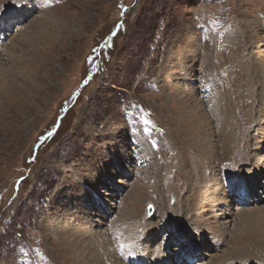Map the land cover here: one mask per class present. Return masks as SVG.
Segmentation results:
<instances>
[{
  "label": "rangeland",
  "instance_id": "1",
  "mask_svg": "<svg viewBox=\"0 0 264 264\" xmlns=\"http://www.w3.org/2000/svg\"><path fill=\"white\" fill-rule=\"evenodd\" d=\"M38 4L43 6L41 10ZM17 12L22 22L14 18ZM226 12L228 19L222 22ZM46 14L65 20V31L57 23L54 28L49 26L44 39L33 36L28 47H21L18 41ZM115 27L117 33L105 42ZM220 32L228 34L218 44ZM247 41L253 46L248 47ZM43 44L52 45L44 49ZM255 53L264 55V0H0V264H86L78 248L80 231L84 236H97V242L84 244L96 259L94 264H115L113 251L124 264H137L125 252L126 247L134 250L142 245L143 237L135 238L139 232L149 231L142 230L143 223L137 221L139 229L134 232L137 227L130 223L137 219L127 220V212L142 220L150 217L148 205L153 207L152 214L160 213L153 215L154 221L167 216L176 229L170 234L158 233L161 247L154 251H165L170 257L165 255V260L172 258L177 264H221L227 260L228 264H264V193L260 189L264 158L258 164L262 173L257 179L248 177L247 184L240 180V187L256 181L253 200L248 201L246 188L245 193L237 189L223 192L228 198L233 193L229 199L233 205L246 198L243 208L251 210L249 215L239 216L244 222L238 236L203 229L199 237L193 234L197 227L186 224L182 208V197L189 188L193 196L196 188L204 187V183L199 186V174L207 178L209 171L214 172L218 190L219 185L235 181L234 168L245 167L252 159V136L259 132L254 121L243 128L247 132L242 133L240 145L239 138L235 144L225 134L230 148L214 152L209 160L212 167L198 157L204 150L198 149L196 142L216 150L219 145H213L211 139L223 132L215 134L211 125H220L222 111L234 116L237 102L251 103L242 95L255 90L253 79L250 74L240 76V70L249 72V62L258 60ZM192 62L199 65L195 71L190 68ZM223 73L229 79H220ZM26 74L32 84L23 78ZM213 74L219 76L218 83ZM260 83L263 87L264 79ZM216 86L231 99L229 108H223ZM241 109V116L250 119L247 109ZM251 111L249 106L248 115ZM145 118L151 124H145ZM234 121L233 127L240 126ZM261 152L264 156V148ZM120 153L129 156L128 164L118 159ZM116 165L125 166L129 176L121 178ZM95 187L100 199L95 195L89 200ZM108 190L119 195L112 201L106 196ZM201 193L205 191L198 195ZM129 197L133 200L127 201ZM94 199L104 201L105 206L92 203ZM168 199L171 210L166 213L163 207ZM104 207L111 212L107 224L102 227L94 217L88 224V214ZM213 209L220 212L222 206L217 203L212 207L205 201L197 216L204 218ZM221 216L223 222L231 218ZM186 230L192 231L191 241L178 246L174 239ZM110 234L115 241L113 251L103 242ZM211 234L220 238L216 249L207 254L196 244L200 239L211 248ZM128 236L132 238L129 243L124 241ZM239 248L252 258L231 259V253ZM195 251L198 257L192 258Z\"/></svg>",
  "mask_w": 264,
  "mask_h": 264
},
{
  "label": "bare ground",
  "instance_id": "2",
  "mask_svg": "<svg viewBox=\"0 0 264 264\" xmlns=\"http://www.w3.org/2000/svg\"><path fill=\"white\" fill-rule=\"evenodd\" d=\"M23 1H20V3H22ZM16 3V2H15ZM27 3V2H26ZM25 3V4H26ZM34 4V3H33ZM32 4V5H33ZM37 4V3H36ZM23 4H20L19 5V7H20V9L23 7L22 6ZM15 6H16V4H15ZM34 6V5H33ZM27 8V7H26ZM41 8H43V6H41L40 4H38V8L37 9H40L41 10ZM24 10V9H23ZM30 10V9H29ZM37 11V10H36ZM19 12H21V11H19ZM19 12H17L16 13V15L14 16V18H16V17H19L18 19H17V21H19V22H22L23 21V17H22V15H20L21 13H19ZM26 12V11H25ZM24 12V13H25ZM29 14V13H28ZM30 14H31V11H30ZM22 17V19H20ZM25 19V18H24ZM56 19H58L59 20V18H56V16L55 15H47L46 14V16L45 17H43L42 19H37L36 21H35V23L34 24H37L35 27H30L29 28V31H28V33H27V35L23 38V39H21V40H19L18 41V44L21 46V47H28V43L29 42H32L33 41V39H32V37L33 36H35V38H37V37H39V40H42V39H44V37H45V35L47 36V35H49L48 34V30H49V26H52V28H54V27H56V25H57V23H59V25H57V27L58 28H61L62 29V31H65V29L67 28V22L64 20H59L58 22H57V20ZM228 19V17H227V12L222 16V18L220 19L222 22L223 21H225V20H227ZM5 24H8V23H5ZM51 28V27H50ZM57 28V29H58ZM250 28V27H249ZM256 31V30H255ZM56 33V32H55ZM221 34H222V38H221V40L219 41L218 39H217V43L219 44V42H221L223 39H224V37H225V35L226 34H228V33H225V32H220ZM209 35V34H208ZM211 36V35H210ZM248 36H250V34L248 35ZM255 36H256V34H253V40L254 39H256L255 38ZM50 38V37H49ZM206 38V37H205ZM205 38L202 40V43H200L201 44V47L203 46V43L205 42ZM249 39V38H248ZM247 39V40H248ZM237 40V39H236ZM251 42L252 41H247L246 42V44L248 45V47L250 46V47H252L253 45L251 44ZM47 43H50V42H47ZM53 43V42H52ZM256 42H254L253 44L254 45H256L255 44ZM30 44V43H29ZM218 44H217V47H218ZM50 45H52V44H43V46L44 47H42V48H44V49H46V47L47 46H49L50 47ZM210 45H212V44H210ZM209 45V46H210ZM60 49V48H59ZM35 51V50H34ZM217 51H218V48H217ZM11 52V51H10ZM258 52V51H257ZM261 52V51H260ZM219 53V52H218ZM27 53H25V55H26ZM255 55H257L256 56V58L258 59V60H255L253 63H250L249 62V67L250 68H248V70H249V72L247 73L246 71H243L242 69L240 70V71H242L240 74V76H243V77H245L246 75H251V77H252V79H253V87H254V91L252 92V93H250V94H246L245 96L244 95H242V97H243V99L244 98H246L247 97V99H249V100H251V103L250 102H248V101H243V102H237V104H234V111H233V114H234V116H227L226 114H223V111L221 112L222 114V116H220V119H221V121H220V125H217V126H215V125H213L212 123V125H211V127L213 128V132H215V134L219 131V132H223L218 138H213V139H211V141H212V143H213V145H219L218 146V148L216 149V150H214V151H212L211 149H209L206 145H205V143H202V142H200L199 140H197V142H196V144H197V147H198V149H202V150H204V153H202V152H200L201 154L200 155H198V157H203V159H206V162L208 163V166L209 167H212L211 166V162L209 161L210 160V157L212 156V155H214V152H216V153H218V151H224V150H227V148H230V147H228V142H227V139H226V137L228 138V136H229V138H230V142H234L235 143V141L238 139V145H240L241 144V142L243 141V139H244V137H243V134L242 133H245V132H247V131H244L243 130V128H246L247 126H249V125H252L251 123L254 121V122H256L257 123V127L255 128V130L256 131H259L258 132V136H255V137H253L252 136V138H253V143H252V147H250L251 149H250V151H251V155H252V159L250 160V162L248 163H245V164H247V165H245V167H240V168H234V174H233V179L235 180L234 182H231V180L229 181V182H227V185L226 186H222V185H219V187H218V190H217V187H216V184H217V181H216V175H215V173L214 172H212V171H209V170H207V167L208 166H204L205 167V171H209V174H208V177L207 178H205L204 176H203V173H202V177H201V174H199L198 175V177L200 178L199 179V186L200 185H202L203 186V183L205 184L204 185V187H201V189H198V188H196L195 189V191H194V195L192 196L191 195V191H190V188L187 190V192H186V194H185V196H183L182 198H183V206H182V208H183V214H185V218H187V221H186V224L187 225H194L195 227H197V231H194L193 232V234H195V235H197L198 236V234H199V237H200V235L202 234V231H203V229H205V231L206 230H208L209 232L211 231V230H213V229H215L216 230V232L217 233H219V231H220V233L219 234H221V235H223V236H225V235H228V233H229V231L231 232V235H234V236H238L239 235V233L241 234V227L243 226L242 225V223L244 222H242V219L239 217V216H242V215H249V213H248V211L251 213V210L250 209H247V208H243L244 207V204H243V202H245V201H247V199L246 198H244L241 202V204L239 205V204H231L232 203V201L230 202V198H233V193L232 194H230L229 196H230V198H228V197H224L223 196V192L224 191H226V192H228V190L229 191H233V189H237V191H242V192H244L245 193V188H246V192H247V198H248V201H250L251 199L253 200V196H254V193L256 192V190H255V187H256V184H255V182H253V183H251L250 185H247L246 187L245 186H242V187H240V185H241V182H240V180L244 183V184H247V183H249V180H248V177H252V176H254V177H256V179H257V177L262 173L261 171V169H260V165H258L259 164V162H261L262 161V159L264 158V156L261 154L262 152H261V150L264 148V100H263V98H262V96L264 95V86L262 87L261 86V83H260V81L262 80V79H264V55H262V54H260V53H255ZM30 56V55H29ZM203 58V57H202ZM211 58H212V56H211ZM201 59V58H200ZM196 60V59H195ZM213 60V59H212ZM238 60H240L239 58H238ZM43 61H45V60H43ZM48 62H50V61H48ZM196 62V61H195ZM202 62V61H201ZM216 63V62H215ZM50 64V63H49ZM189 64V63H188ZM190 64H192L191 65V69L192 70H197V68H198V66L197 65H195V63L194 62H192V63H190ZM202 64H204V62H202ZM202 64H200V67L201 68H203L202 67ZM217 65V64H216ZM247 65V64H246ZM229 70H230V66L227 64V65H225ZM234 68V67H233ZM204 69V68H203ZM251 69H252V71H251ZM24 73H26V71L24 72ZM225 76V78H227V79H229V76L227 75V74H225V73H223V75L221 74V76H220V79H222L223 77ZM22 77V76H21ZM217 77H219V76H217V74H213V79H215L216 80V82L218 83V81L220 80V79H218ZM23 78H26L27 79V82L28 83H30V84H32L33 83V79L32 80H29V76H28V74H26V75H24L23 76ZM14 80V79H13ZM231 81L233 82V80L231 79L230 81H229V83H228V90H229V85H231ZM175 83V82H174ZM179 83V82H178ZM240 84V83H239ZM176 87V86H175ZM214 89H216V93H217V97L221 100V102H222V99H223V102H225L226 100H228V102L227 103H223L222 102V105H223V108L224 107H226V108H229V101L231 100H229V99H227L226 97H227V95L226 96H224V91H219V88H217V86L216 87H213ZM231 88H232V86H231ZM180 89V88H179ZM209 91V90H208ZM230 93H231V91H230ZM232 93H235V92H232ZM236 94V93H235ZM262 95V96H261ZM230 96V95H229ZM241 99V98H240ZM219 103V102H218ZM251 107L252 108V114H250V115H248V107ZM240 108H245V109H247V112H246V116H251L252 117V119H251V117H250V119H247V120H245L244 118H243V116H241V114H242V112L244 111V110H240ZM207 110V109H206ZM223 110V109H222ZM228 110V109H227ZM230 112V111H229ZM232 114V113H231ZM235 116H238L237 117V119H233ZM211 117V116H210ZM207 119V118H206ZM210 119V122H212V120H211V118H209ZM232 120H235L234 121V124H235V126H238V125H240V126H238V127H233V122H232ZM189 121V120H188ZM209 121V120H208ZM219 121V119H217V121L216 122H218ZM205 124V123H204ZM208 124H209V122H208ZM207 125V124H206ZM188 126V125H187ZM215 127H216V129H215ZM218 127V128H217ZM184 132V131H183ZM225 134H227L228 136H226ZM219 135V134H218ZM207 136V135H206ZM216 136V135H215ZM226 136V137H225ZM248 139V138H247ZM140 141V140H139ZM229 141V140H228ZM140 142H142V141H140ZM215 142V143H214ZM229 142V143H230ZM209 143V142H208ZM208 143H206V144H208ZM135 144H137V143H135ZM140 144V143H139ZM236 144V143H235ZM248 144V143H247ZM141 145V144H140ZM255 145V146H254ZM254 146V147H253ZM233 147H235V146H233ZM239 147V146H238ZM145 150H146V148H143V152H145ZM130 152V151H129ZM245 152V151H244ZM261 152V153H260ZM111 155V154H110ZM109 155V156H110ZM197 155V154H196ZM221 158H223V157H221ZM112 159V158H111ZM118 159H121V160H123L124 159V161H126V163L128 164L130 161H129V156L128 155H124V154H119V157H118ZM211 159H213V157L211 158ZM224 159V158H223ZM222 159V160H223ZM106 161L107 160H109L108 158L107 159H105ZM221 160V161H222ZM215 161V160H214ZM209 162H210V165H209ZM214 163H216V162H214ZM213 163V164H214ZM61 166V165H60ZM104 166V165H103ZM109 166V165H108ZM117 166V165H116ZM227 166H228V164H227ZM107 167V166H106ZM118 167V169H117V171H119V173H120V177L122 178V177H124V178H126V176H129V174H130V172H127V170L125 169V166L124 167H119V166H117ZM129 168V167H128ZM157 168H158V166H157ZM233 169V168H232ZM211 170H212V168H211ZM255 172L256 173H258L257 175H251V173L252 174H255ZM218 175L219 176H221V174L218 172ZM225 175V168L223 167V176ZM240 177V179H238ZM202 179V180H201ZM194 180V179H193ZM233 181V180H232ZM222 182V178H221V180H220V183ZM238 184V185H237ZM196 185V184H195ZM194 185V186H195ZM234 185H236L235 187H234ZM251 186H253V187H251ZM196 187V186H195ZM197 187H198V185H197ZM198 189V190H197ZM260 189H263V193H264V185L262 186V188H260ZM198 191H205V194L204 193H201L200 195H198L199 193H197ZM236 191V190H235ZM93 192V193H92ZM179 192V191H178ZM225 192V193H226ZM220 193V194H219ZM224 193V194H225ZM160 194V193H159ZM158 194V195H159ZM96 195V197L98 196V198H99V193H98V189H97V187H95V188H93L92 189V191L90 192V194H89V200H92L93 198H94V196ZM119 194L118 193H116V194H114L113 192H111V191H109L108 190V192H106V196L108 197V198H111V200L113 201V199L115 198V197H117ZM162 195V194H161ZM161 195H160V197H161ZM226 195V194H225ZM129 196V195H128ZM131 196H132V194H131ZM191 196V197H190ZM162 198V197H161ZM196 198H199V201L198 200H196ZM100 199V198H99ZM195 199V200H194ZM130 200H133L132 198H127V201H130ZM126 201V202H127ZM146 201L147 200H143V202H145L146 203ZM159 201V200H158ZM205 201H206V204H208L209 206H215L217 203L218 204H220L221 206H222V210L220 211V212H215V210H214V212L215 213H213V214H211L210 212L211 211H213V210H211L210 212L208 211V212H206V214L208 213V216L207 215H205V214H203V215H205V217L203 218V216L202 217H198L197 216V214L198 213H200L201 214V211L199 210V206L200 205H202L203 203H205ZM96 202H100V204L102 203L104 206H105V202L104 201H101V200H95L94 199V201H92V203H96ZM144 203V204H145ZM161 203H164V201L163 200H161ZM249 203V202H248ZM159 204H160V202H159ZM169 204H170V201H169V199L168 200H166L165 201V203H164V207H163V212H166V213H169V211L171 210L168 206H169ZM126 205V204H125ZM129 205V204H128ZM229 205V208L228 207H226V206H228ZM160 206V205H159ZM217 207H218V205H217ZM84 210L86 209V207H85V205L82 207ZM174 208V207H173ZM208 209H209V207H207ZM126 209H128L127 207H126ZM207 209V210H208ZM81 210V209H80ZM233 210H234V212H233ZM97 212H96V214H93V213H91V214H88L89 215V217L87 216L86 218H87V220L89 221V223L88 222H86L87 220H85V224L86 223H88V224H91L92 223V221H93V217L95 218V219H99L100 221V225L103 227V226H105L106 224H107V222L109 221L108 219H107V217H109L110 216V213L111 212H109L110 211V209H107L106 207H104V208H102V210H101V208H98L97 210H96ZM128 211H129V209H128ZM132 211V210H131ZM246 211V213H243V212H245ZM75 212V211H74ZM81 212H86V211H81ZM136 213V212H135ZM153 213V210H152V212H151V215L149 214L148 216H150V217H147V216H144L143 218H142V220H140L139 218H138V216H133L132 215V213L131 212H127V220H134V219H137V220H135L134 222H133V224H131L130 223V225H132L133 226V228H135V227H137V229H135L134 230V232H137L138 231V229H139V224H136V222L138 221V223H143V226H142V230H148L149 231V233H147V234H143L142 232H139L138 233V237L137 238H135V239H139V238H141V237H143V240H142V245H138V247H135L134 248V250H132V248H130L129 246H127L126 247V250H125V252L128 254V255H130L131 256V258H134V260L137 262V264H177L176 262H173V259L171 258V260H165L164 259V256L165 255H167L168 256V254L165 252V251H162L161 253L160 252H157L158 250L156 249V248H160L161 247V242H157V236H158V233L159 232H169V234L171 233V231L173 230V233L176 231V229L174 228V227H172V224H171V222H169V221H171V220H168L166 217L164 218V219H162V216H159L158 217V220H153V215H156V216H158L160 213H158V211H156L154 214H152ZM157 213H158V215H157ZM253 213H255V212H253ZM256 213H257V211H256ZM2 213H0V215H1ZM74 214V213H73ZM218 214H221V215H230V219L228 220V221H225V222H223V217L220 215V217L219 218H217V215ZM106 215H108V216H106ZM78 217V216H77ZM155 217V216H154ZM250 218V217H249ZM116 219H117V217L116 218H113V220L111 221V223H114L115 221H116ZM213 219V220H212ZM217 219H222L220 222L219 221H217ZM111 220V219H110ZM164 220H166L165 222H163ZM167 220H168V222H167ZM212 220V221H211ZM227 220V219H226ZM245 220V219H244ZM129 221V222H130ZM208 222H210V223H212L213 222V224L211 225L210 223H208ZM217 222V224H215ZM110 223V224H111ZM218 223H220V226H218ZM247 223V222H246ZM87 224V225H88ZM199 224V225H198ZM214 224L215 225H217L216 226V228H214ZM245 224V223H244ZM114 225V224H113ZM110 226H112V225H110ZM115 226V225H114ZM132 226H130L129 228L131 229V227ZM174 226H175V224H174ZM91 228H92V226H90ZM176 227V226H175ZM176 228H178V227H176ZM112 229V228H111ZM121 229V228H120ZM179 229V228H178ZM95 230V229H94ZM180 230V229H179ZM234 230V231H233ZM80 231V230H79ZM214 231V230H213ZM212 231V232H213ZM81 232V234H80V236L78 237V241L77 242H79L78 243V248H79V250H80V254H82L83 255V260H84V262L86 263V264H94V262L96 263V259L90 254L91 252H89L85 247H84V244H86L87 242H89V243H87V245H92V243H94V240L96 241V237L94 236V235H88V234H86L85 236H84V233L82 232V231H80ZM92 232V231H91ZM90 232V233H91ZM186 232V233H185ZM183 234H182V232H181V236L179 237V238H175L174 240H176L177 241V245L178 246H180V245H186L187 243H189L190 241H191V232L192 231H188V230H186ZM208 232V233H209ZM78 234V233H77ZM95 234H96V232H95ZM98 234V233H97ZM142 234V235H141ZM215 234V233H214ZM141 235V236H140ZM163 235H165V234H163ZM206 235V234H205ZM217 235V234H216ZM230 235V234H229ZM100 236V235H99ZM107 236V235H106ZM66 238V237H65ZM183 238V239H182ZM220 238V237H219ZM219 238H216V237H213V234H211V237H210V240H212V247L211 248H209V247H207V246H205L202 242H201V240L199 239V244L197 243L196 245H199V246H203V248L206 250V252H207V254H209L212 250H214V249H216V246H217V242H218V239ZM67 239V238H66ZM115 239H116V237H115ZM131 237H126L125 239H124V241L125 242H127V243H129L128 241H131ZM134 239V238H133ZM134 239V240H135ZM232 239V238H231ZM92 240H93V242H92ZM141 240V239H140ZM97 242V241H96ZM99 242V241H98ZM103 242L105 243V246L107 247V248H110L112 251H113V249H112V246H113V244L115 243V241L113 242V239H112V237H111V234L109 235V239H108V241H104L103 240ZM108 242V243H107ZM131 245V244H130ZM94 246V245H93ZM132 246V245H131ZM132 247H134V246H132ZM207 247V248H206ZM98 248H100V246L98 247ZM104 248V247H103ZM214 248V249H213ZM92 249H93V247H92ZM154 249H156L155 251H154ZM195 249H197V246L195 247ZM123 254H125V252L124 251H121ZM103 254V253H102ZM199 254L197 251H195L194 253H193V256H192V258H197L198 256L197 255ZM87 255V257L85 258V256ZM120 255H122V254H120ZM231 255L232 256H230L231 257V259H234V260H238L237 258H239V259H241L243 256H246V258H249V257H251L248 253H245L244 252V250L243 249H241V248H239L236 252H232L231 253ZM102 255H98L97 256V258L98 257H101ZM113 257H115V264H124L123 263V258L120 256L119 257V253H118V255L113 251V255H112ZM169 257V256H168ZM229 257V258H230ZM170 258V257H169ZM252 258V257H251ZM198 259H200V258H198ZM111 261V260H110ZM239 261V260H238ZM238 261H237V263H238ZM114 262V261H113ZM228 260L226 261V262H222L221 264H228ZM239 262H241V261H239ZM236 264V263H235ZM240 264V263H239Z\"/></svg>",
  "mask_w": 264,
  "mask_h": 264
},
{
  "label": "snow or ice",
  "instance_id": "3",
  "mask_svg": "<svg viewBox=\"0 0 264 264\" xmlns=\"http://www.w3.org/2000/svg\"><path fill=\"white\" fill-rule=\"evenodd\" d=\"M143 122L145 123V124H151V121L150 120H148V119H143ZM38 251V250H37ZM40 255H42V253H40Z\"/></svg>",
  "mask_w": 264,
  "mask_h": 264
},
{
  "label": "water",
  "instance_id": "4",
  "mask_svg": "<svg viewBox=\"0 0 264 264\" xmlns=\"http://www.w3.org/2000/svg\"><path fill=\"white\" fill-rule=\"evenodd\" d=\"M148 212H151V208H148Z\"/></svg>",
  "mask_w": 264,
  "mask_h": 264
}]
</instances>
